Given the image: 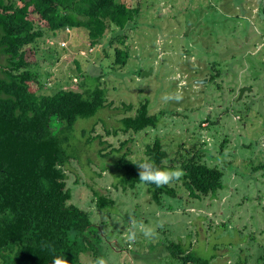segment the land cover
I'll use <instances>...</instances> for the list:
<instances>
[{"label":"rangeland","instance_id":"374dc122","mask_svg":"<svg viewBox=\"0 0 264 264\" xmlns=\"http://www.w3.org/2000/svg\"><path fill=\"white\" fill-rule=\"evenodd\" d=\"M118 2L140 7L129 26L110 29L93 47L83 28L48 33L36 45L33 66L45 93L107 91L109 107L79 119L67 148L75 157L66 170L70 204L96 226L88 238L97 252L84 253L81 263L103 257L108 264H181L166 250L178 243L210 264H264V0ZM118 47L128 54L125 64H116ZM242 87L253 91L238 100ZM144 100L161 117L158 127L114 135ZM97 136L107 144L93 141ZM156 138L168 152V167L197 157L223 172V188L197 199L177 180L169 183L177 197L165 196L162 204L144 184L125 191L115 163L127 152L128 160H146ZM112 149L122 151L108 154ZM95 191L114 206L99 210ZM132 220L136 237L129 240Z\"/></svg>","mask_w":264,"mask_h":264},{"label":"trees","instance_id":"16d2710c","mask_svg":"<svg viewBox=\"0 0 264 264\" xmlns=\"http://www.w3.org/2000/svg\"><path fill=\"white\" fill-rule=\"evenodd\" d=\"M261 9L264 13V6ZM139 15L140 7L118 0H0V55L6 59L0 65V264H51L53 255H63L70 264H82L81 256L95 250L88 238L95 224L87 211L70 204L73 195L66 170L75 157L67 148L79 119L95 117L109 107L107 91L97 86L86 94L72 90L45 93L47 88L33 67L38 62L36 45L48 33L83 28L93 47L110 29H125ZM115 54L116 64L126 63L127 52L118 47ZM124 109L130 112L133 106ZM160 120L144 100L113 134L156 129ZM97 125L84 130V136ZM92 140L107 144L101 136ZM121 151L112 149L108 154ZM128 156V152L123 154L115 163L121 171L119 185L125 191L144 184L155 203L162 204L165 196L177 197L169 184L142 183L136 163L143 160L133 162ZM146 156L157 167L182 169L179 180L192 197L216 195L223 188V172L197 157L168 167L169 155L160 138L147 145ZM95 195L99 210L114 206L107 196L98 191ZM166 250L181 264H210L212 260L186 252L178 243Z\"/></svg>","mask_w":264,"mask_h":264},{"label":"clouds","instance_id":"9594fccd","mask_svg":"<svg viewBox=\"0 0 264 264\" xmlns=\"http://www.w3.org/2000/svg\"><path fill=\"white\" fill-rule=\"evenodd\" d=\"M170 97H165L169 99ZM179 99V97H175ZM138 169V178L142 183H151L155 184L157 187H162L169 184L174 180H179L183 175L182 169H165L157 167L151 160H143L140 163H136ZM132 229L128 236L129 240H134L136 237L135 228L137 227V222L135 220L131 221ZM143 230L145 236L152 235V229L144 226L143 224L139 225ZM51 264H70L63 255H53ZM89 264H108V261L103 257H99L93 261H90Z\"/></svg>","mask_w":264,"mask_h":264},{"label":"water","instance_id":"95a60500","mask_svg":"<svg viewBox=\"0 0 264 264\" xmlns=\"http://www.w3.org/2000/svg\"><path fill=\"white\" fill-rule=\"evenodd\" d=\"M28 1H30V0H28ZM150 75H152V70L151 71H144L142 73V77H148ZM199 83L203 84V81H199ZM252 91L253 90L249 87H242L240 89V92H239L238 100H241L246 92H252Z\"/></svg>","mask_w":264,"mask_h":264}]
</instances>
